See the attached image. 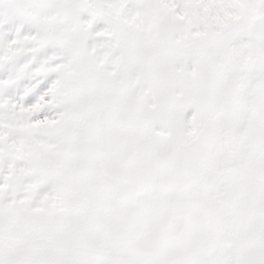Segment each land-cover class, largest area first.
Instances as JSON below:
<instances>
[{
	"label": "snow or ice",
	"instance_id": "1",
	"mask_svg": "<svg viewBox=\"0 0 264 264\" xmlns=\"http://www.w3.org/2000/svg\"><path fill=\"white\" fill-rule=\"evenodd\" d=\"M0 264H264V0H0Z\"/></svg>",
	"mask_w": 264,
	"mask_h": 264
}]
</instances>
